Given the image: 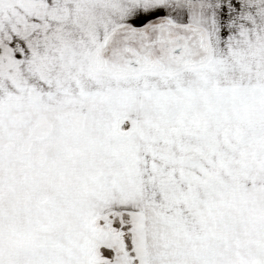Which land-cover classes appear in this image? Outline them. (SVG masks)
I'll use <instances>...</instances> for the list:
<instances>
[{
	"label": "snow or ice",
	"instance_id": "6c2138e0",
	"mask_svg": "<svg viewBox=\"0 0 264 264\" xmlns=\"http://www.w3.org/2000/svg\"><path fill=\"white\" fill-rule=\"evenodd\" d=\"M0 264H264V0H0Z\"/></svg>",
	"mask_w": 264,
	"mask_h": 264
}]
</instances>
